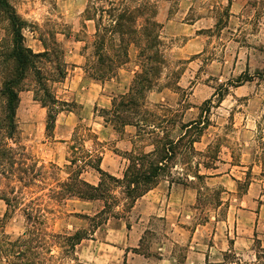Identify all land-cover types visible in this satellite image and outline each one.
Instances as JSON below:
<instances>
[{"label": "rangeland", "instance_id": "374dc122", "mask_svg": "<svg viewBox=\"0 0 264 264\" xmlns=\"http://www.w3.org/2000/svg\"><path fill=\"white\" fill-rule=\"evenodd\" d=\"M9 1L28 22L23 30L25 44L40 51V38L48 46L55 41L61 54L53 60L65 70L61 79L50 68L45 71L53 94L66 102L49 131L46 109L34 99L32 87L19 93L15 141L38 163L62 168L69 164L71 146L76 145L93 157L101 154V168L121 177L125 152L149 150L153 134L146 128L136 136L135 126L114 130L110 122L104 124L101 104L105 101L110 107L112 100L128 91L139 70L137 48L128 46L127 62L111 76L93 79L84 69L86 57L93 52L94 31L93 21L82 18L86 0ZM157 1L164 66L145 94L142 111L155 119L158 134L164 130L171 138L181 133V123L198 118L201 112L208 118L194 143L191 165L179 157L181 161L172 168L174 176L185 182L174 183L177 187L171 191L177 202L180 198L174 204L180 212L164 217L162 210L149 214L142 206L122 211L120 201L113 206L120 212L118 217L110 216L75 247L74 255L55 264H155L159 253L174 255L177 264H187L185 257L192 246L206 254L200 264H264V0ZM5 33L0 23V38ZM90 81L95 87L89 86ZM206 160L215 168L199 165L200 173L214 176L194 178L195 165ZM59 174L65 176L63 171ZM82 175L91 183L98 180L90 167ZM161 184L163 204L167 203L166 180ZM102 207L100 199L68 198L49 227L89 232L88 220L76 213L93 215ZM5 210L0 201V217ZM24 224L22 214L11 211L3 229L14 237L24 230ZM59 251L58 247L53 252L58 256Z\"/></svg>", "mask_w": 264, "mask_h": 264}, {"label": "trees", "instance_id": "16d2710c", "mask_svg": "<svg viewBox=\"0 0 264 264\" xmlns=\"http://www.w3.org/2000/svg\"><path fill=\"white\" fill-rule=\"evenodd\" d=\"M157 12V0H86L83 11V21L94 23L93 52L84 64L91 78H108L127 62L128 46L133 44L137 48L139 70L128 91L112 100L108 109H102V118L104 124L110 122L114 130L125 125L135 126L136 136L141 130L151 128L149 133L153 138L149 150L125 152L127 162L121 177H117L101 168V154L93 157L76 145L71 146L69 164L62 168L53 163H38L22 144L15 141L19 93L29 85L32 87L34 99L46 109L45 128L49 131L57 114L65 109L66 102L53 94L45 71L50 68L51 73L61 79L65 70L59 61L53 60L61 54L56 42L48 46L40 38L43 46L40 51L27 46L23 34L27 20L9 0H0V23L6 30L0 38V200L6 206L0 217V260L4 264H55L64 256L74 255L75 247L110 216L118 217L120 212L113 208L118 202H123L122 211H129L139 197L163 179L170 185L185 184L181 176H174L172 168L176 167L179 157L183 163L191 165L196 153L194 143L207 127L208 118L201 112L198 118L181 123V133L171 138L164 130H161L163 134H158L155 119L142 111L145 94L156 84L164 66ZM30 76L32 79L29 80ZM222 95L220 93L217 98L219 102ZM210 102L211 99L203 104ZM199 165L205 169L215 168L208 160L197 163L192 172L194 178L214 176L200 173ZM86 167L97 172L96 183L83 177ZM62 171L65 176H60ZM185 175V178L189 177V174ZM196 192V198H199V190ZM73 197L103 201V207L93 215L76 213L88 220L91 229L89 232L86 229L53 231L48 223L65 200ZM16 210L22 214L25 224L24 230L12 237L5 233L3 226L8 212ZM58 247L60 255L57 256L53 251Z\"/></svg>", "mask_w": 264, "mask_h": 264}, {"label": "crops", "instance_id": "0c3cea01", "mask_svg": "<svg viewBox=\"0 0 264 264\" xmlns=\"http://www.w3.org/2000/svg\"><path fill=\"white\" fill-rule=\"evenodd\" d=\"M88 84H89V86H93V87H95V85H96L92 81H90ZM100 99H101V97H100ZM101 105L103 107L102 109H104L105 107H109L107 103L105 104V101H102ZM125 126H133V125H125ZM127 151H129V150H127ZM161 182H165V180L158 182V184H156L152 189H150L144 195L139 197L135 201L132 208H135L137 206H142V208H144L145 211L148 212L149 214H154V213H157L158 211L162 210V212L164 213L163 214L164 217L168 216L169 213L175 212V210H178V212H180V209H178L179 207L177 209H176V207H174L175 202L179 204L180 198H178V202H177V198L174 197L172 192H171L173 187H177V185L176 186H174V184L170 185L168 183V181L166 180L167 184H166L165 201L167 203L161 204L160 201L163 199L162 190H164L163 189L164 184H161ZM171 199H174V202L170 201ZM0 201H2V200H0ZM253 213H255V212H253ZM196 230H197V227L195 228L192 236H195ZM140 237L141 236H139V238ZM191 241H190V243H191ZM200 255H202V256H200ZM201 257H202V259H201ZM150 258H153V257L147 256L146 259H150ZM205 258H206V254L204 252H199L198 250H196V248L194 246H192L188 255L185 257V261L187 264H200V260H202V262H204ZM176 262H177L176 257L174 255H166V254L159 253V256L155 258V264H177Z\"/></svg>", "mask_w": 264, "mask_h": 264}]
</instances>
